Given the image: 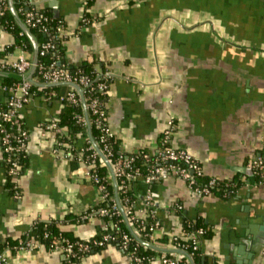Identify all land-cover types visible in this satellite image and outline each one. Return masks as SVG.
Here are the masks:
<instances>
[{
    "label": "crops",
    "instance_id": "1",
    "mask_svg": "<svg viewBox=\"0 0 264 264\" xmlns=\"http://www.w3.org/2000/svg\"><path fill=\"white\" fill-rule=\"evenodd\" d=\"M28 3L62 22L60 65L92 64L110 76L108 124L122 152L145 149L157 155L162 134L173 120L172 145L195 156L206 177L240 180L242 185L230 198L217 192L197 196L176 176L151 186L141 179L132 182L138 211L149 187L156 201L162 226L152 244L171 249L170 234L180 233L187 219L199 220L209 233L201 242L203 260L264 264V247L251 258V231L264 226V186L249 166L264 154V0ZM83 17L89 22L83 23ZM22 54L33 61L34 52L15 45L13 34L0 27V59L13 61ZM7 98L0 80V109ZM61 107L58 99L46 96H35L25 105L21 114L30 132L26 162L12 184L0 146V251L6 241L21 239L39 221H55L79 239L102 234L108 227L97 213L80 220L101 202L100 190L87 176L86 166L57 156L52 138L42 136L40 124L56 118ZM83 143L79 140L78 146ZM156 257L152 264H162L160 255ZM6 264L131 260L114 245L76 261L43 247L12 251Z\"/></svg>",
    "mask_w": 264,
    "mask_h": 264
},
{
    "label": "built area",
    "instance_id": "2",
    "mask_svg": "<svg viewBox=\"0 0 264 264\" xmlns=\"http://www.w3.org/2000/svg\"><path fill=\"white\" fill-rule=\"evenodd\" d=\"M9 7V0H0V27L2 26V20L7 14ZM52 18L42 11L29 10L25 14V24L28 27H40L44 31L49 30V24ZM83 23L89 22L88 17H83ZM62 27L58 28V35L53 38L63 37ZM53 38L45 42L42 46L41 54H46L49 50L56 48V42ZM33 61L31 58L20 55L18 59L9 61L8 59H0V71H11L18 74L25 75L31 69ZM100 76L97 78L98 82L94 85L93 79L83 73L77 71L71 72L70 69L60 66L55 62L49 66H41L39 75L34 76V80L42 82L43 84H76L81 87L82 94L75 86L72 87V91L68 93L66 98L72 103H83L87 112H92L96 115L95 125L101 130V142L106 139L114 137V133L108 124L106 102L110 93V76L106 73L99 72ZM33 83L30 81H19L14 84L8 91L7 106L0 110V146L3 153L6 155L4 158L8 174L12 177H17L22 170L21 158L26 156L28 141L30 132L27 128H23L22 110L25 105L34 97L35 92L31 91ZM6 90V88H4ZM85 92L89 94V101H86L84 96ZM49 99V98H48ZM105 99V100H104ZM62 104L65 100V96L58 99ZM78 122L89 129L91 122L88 115H79ZM4 123H9L15 128V132L6 128ZM42 136H50L55 143L54 152L57 156L62 155L69 160L76 161L78 164H82L87 167V176L94 182L101 193V200L109 202V206H101L96 211L93 208L86 210L82 215L83 221L93 217L94 213L100 216H113L122 214L128 224H134L132 228V235L116 231L106 232L101 238L92 236L80 242H73L69 238H65L62 233L58 238L52 240L49 244H45L39 239L28 237L24 244L16 247L15 251L34 250L36 248H48L52 251L62 252L69 260L73 258H81L87 254L95 251V248L104 247L106 242L114 241L120 238V242L117 248L127 255L131 260V264H152L158 258L156 256L139 255L137 252V245L131 248V242L137 237L142 235L148 236L150 239L155 232L161 228L162 222L157 215V205L154 199L152 189L149 187L147 193L143 198L142 209L138 211L135 207V200L131 199L126 194L125 184L126 180L132 182L142 179L149 186L156 182H159L167 177L176 176L184 179L192 192L197 196H209L215 194L217 190H220V180L216 177H210L207 183H199L198 179L205 176L203 168L198 159L193 156L184 148L175 147L172 145V134L175 130V124L173 120L168 122L167 128L162 134L159 152L156 155L154 164L149 168L148 173L142 174L139 168L134 167V158H121L112 162L108 156L111 155L110 148L107 144L103 145V150L99 149L97 142L93 138L88 137L87 140L78 146L77 137L74 136L70 141H67L64 137L70 136V131L67 127L59 125L56 118H52L40 124ZM62 136V139L60 138ZM107 154H105V152ZM152 154L146 153L144 155L146 160H150ZM100 161L102 164L110 165V178L121 180V189L125 195L118 198L116 195H110L106 185L102 184L101 176L93 171L96 164ZM249 166L253 169L257 176L258 184L264 186V154H260L257 158L249 161ZM228 185L230 181L227 182ZM235 192L233 189L224 192V196H231ZM179 208H181L179 206ZM141 213V214H139ZM146 217H151L152 223L148 228V232L143 233V224ZM114 227L117 224H113ZM203 227L197 228L195 231H188L183 228L180 233H172L169 236V242L171 243V249L185 251L189 245H192V251L189 254V258L195 254L201 247L203 235L205 234ZM44 237H49V233L46 232ZM191 241V244L185 243V241ZM116 247V246H115ZM13 250L6 249L0 253V264H6L11 257ZM177 257H171L167 255H161L159 260L162 264H185L182 253Z\"/></svg>",
    "mask_w": 264,
    "mask_h": 264
},
{
    "label": "trees",
    "instance_id": "3",
    "mask_svg": "<svg viewBox=\"0 0 264 264\" xmlns=\"http://www.w3.org/2000/svg\"><path fill=\"white\" fill-rule=\"evenodd\" d=\"M14 6H15V9H16L19 17L21 18V20L23 22H25L26 12L29 10H33V9L29 8L28 0H14ZM46 14H48V13H46ZM48 15L52 18V20H51V23L49 24V30L47 32L42 30L40 27H28L31 30L34 37L36 38V40L38 42V46H39L38 65H37V69H36L34 76L39 75V70H40L41 66H49L53 62L58 64L60 59H61V56L64 53V50L62 48V41L64 38L61 36L58 38H53V36L58 35V28L62 27V22L58 19L53 18L50 14H48ZM2 26L7 31H9L13 34V36L15 38V45H18L25 50H29V51L34 52V47H33V44H32L30 37L20 27V25L16 21L15 17L11 13L10 7H8L7 14H6L5 18H3V20H2ZM52 38L56 42V48L51 49L46 54L42 55L41 50H42L43 44L45 42L51 40ZM9 50L10 49H8L7 52ZM60 66L70 69L71 72H73V73H76L77 71H82L83 73L89 75L93 79L94 85L98 82L97 78L100 76V74L98 71L95 70V68L92 64H84L81 66H67V65H64V66L60 65ZM0 80L2 81L3 87L6 88L7 92L10 90L11 87L14 86V84L19 82L18 80H15L13 78H8V77H0ZM38 83L43 84L42 82H38ZM72 87L73 86L71 84H58V85H54V86H41V85H37V84L33 83L32 87H31V91L35 92L34 97L35 96H46L49 99H53V98L59 99L60 97L65 96V100H63V102H62L61 111L57 116V121H58L60 126L67 127L69 129L70 136L64 137L67 141H70L75 136V137H77L78 142H79V140H82L83 142H85L88 137H91L94 139L95 142H97L99 149L103 150V145H105V144L108 145V147L110 148V151H111V155H109L108 158L112 162L119 160L121 158H123V159L134 158V167L139 168L141 170L142 174L148 173L151 165L154 164L155 162H157L156 155H152L150 160H146L144 155L146 153H149V152L145 149L139 150L138 152H133V153H124L119 149L118 141H117L115 136L106 139L104 142H101L102 132L95 125L96 115L93 114L92 112H87L85 110L84 104L82 102L75 104V103H72L66 99L68 97V93L72 91ZM8 96H9V94H8ZM84 96L86 98V101L88 102L89 101V94L87 92H85ZM6 106H7V101L1 109L6 108ZM79 115H88L89 120L91 122V126L89 129L85 128L84 126H82L78 122V119H79L78 116ZM4 124H5L6 128L10 129L12 132H15V128L11 124H9V123H4ZM22 127L26 128L25 123H23ZM0 136H1V134H0ZM62 136L60 135L61 139H62ZM105 154H107V152H105ZM5 157H6V155L4 154V158ZM21 161H22V166L24 167L25 162H26V156L22 157ZM93 171L97 172L101 176L102 184L106 185V188H107L109 194L115 196L116 195L115 194V183H114V180L109 177L110 176L109 165L102 164L100 161H98V163L96 164V167L93 168ZM11 179H12V176L9 175V182L12 184ZM208 179H209L208 177L204 176L202 178H199L198 181H199V183L205 184V183H207ZM125 182H126L125 184H127L126 194L131 199L135 200L134 194H133L132 190L130 189V185L132 184V181L126 180ZM227 182L228 181L220 180V190H217V193H219V195H221L224 198H230V197L234 196L236 194L238 188L242 185L240 180H238L237 178L230 180L231 185H228ZM121 185H123L121 183V180H118L117 190H118V195L120 196V198H122L125 195V193L122 192ZM231 189H233V191L235 193L231 196H224V192H227ZM101 206L108 207L109 202L106 200H101V202L97 206H94L92 208L94 211H96ZM103 217L106 219L107 226H108L104 233H106V232L116 233V231H120V232H125V233L132 235L131 230H132L134 224L129 225L126 218L122 214L113 215L111 217L110 216H103ZM80 220L83 221L81 218H80ZM152 220L153 219L151 217L145 218L144 224H143L144 229L142 231L143 233L148 232V228H149L150 224L152 223ZM113 224H117V226L114 227ZM199 227H203L206 231L205 234L203 235V239L208 237L209 233H208L207 226L205 224H203L201 221H199V220L195 221V220L187 219L183 222V228L185 230H188L191 232L195 231ZM46 232L49 233V237L45 238L44 235ZM60 233H62L65 238H69L73 242H80V241L85 240V239H79V238L73 237L67 231L61 229L60 226L55 221H51V222H43V221L40 222L39 221L33 226L32 230L28 234L23 236L21 239L6 241L5 244L3 245V248L0 251V253L5 251L6 249H11V250L15 251L16 247L20 246L21 244H24L28 237H33L35 239H39L47 245L50 242H52V240L58 238ZM104 233L99 234V235H95V236H97L98 238H101ZM139 238L142 239L143 241L147 242V243L152 244V240L148 236L142 235ZM119 242H120V238H117L114 241L106 242L104 247H106L108 245H114L117 247ZM185 243L191 244V241L188 240V241H185ZM130 245H131V248H134L137 245V252L139 255H148V256H150V255H152V256L167 255V256H171V257H177L179 255L176 252L160 251V250L151 248V247L141 243L137 238H135V240L132 241ZM104 247L95 248V250H101ZM191 251H192V245H189V247L186 248V250H185V252L188 254V256L184 254L185 256L182 258L183 261L185 262V264H209L206 260H203L202 253H201V247L192 256V258H191L193 261V263H192L191 259L189 258V254L191 253ZM79 259L80 258H73L72 261L73 260L76 261Z\"/></svg>",
    "mask_w": 264,
    "mask_h": 264
},
{
    "label": "water",
    "instance_id": "4",
    "mask_svg": "<svg viewBox=\"0 0 264 264\" xmlns=\"http://www.w3.org/2000/svg\"><path fill=\"white\" fill-rule=\"evenodd\" d=\"M9 7H10L11 13L15 17V19L18 22V24L20 25V27L30 37L32 44H33V47H34V57H33V64L31 66V69L29 70V72L27 74L22 75V74H18V73L11 72V71H0V77L13 78V79L18 80V81H30L34 84L41 85V86H54V85H58V84H64V83L40 84L36 80H34L33 77H34V74L36 72L37 65H38L39 46L37 44V41H36L34 35L31 32V30L28 28V26L19 17V15L15 9V6H14V0H9ZM71 85L75 86L82 94V89L80 86H78L76 84H71ZM109 167H110V165H109ZM110 169H111V167H110ZM111 171H112V169H111ZM114 183H115V194H116V197L118 198V190H117L115 178H114ZM146 185L149 186L148 184H146ZM259 229H258V231L255 229L251 231V233L254 235V242H253L252 251H251V258H253L255 256V254L260 252L262 250V248L264 247V226H261ZM137 239L141 243H143V244H145L151 248H154V249H157L160 251L182 253V254H185L188 256V254L185 251L162 248V247L156 246L154 244L147 243V242L143 241L142 239H140L139 237H137ZM191 261H192V259H191ZM192 263H193V261H192Z\"/></svg>",
    "mask_w": 264,
    "mask_h": 264
}]
</instances>
